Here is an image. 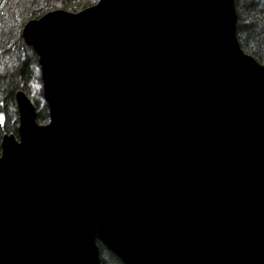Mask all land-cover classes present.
<instances>
[{
	"label": "water",
	"instance_id": "obj_1",
	"mask_svg": "<svg viewBox=\"0 0 264 264\" xmlns=\"http://www.w3.org/2000/svg\"><path fill=\"white\" fill-rule=\"evenodd\" d=\"M235 0H99L24 27L46 125L17 93L0 264H264V65ZM40 47L41 51L38 50Z\"/></svg>",
	"mask_w": 264,
	"mask_h": 264
},
{
	"label": "trees",
	"instance_id": "obj_2",
	"mask_svg": "<svg viewBox=\"0 0 264 264\" xmlns=\"http://www.w3.org/2000/svg\"><path fill=\"white\" fill-rule=\"evenodd\" d=\"M99 0H0V157L5 136L20 138L18 91L35 105L37 121L47 124L50 109L44 96L39 52L23 35L26 23L48 12H79ZM237 37L242 49L264 65V0H235ZM102 264H125L98 241Z\"/></svg>",
	"mask_w": 264,
	"mask_h": 264
},
{
	"label": "bare ground",
	"instance_id": "obj_3",
	"mask_svg": "<svg viewBox=\"0 0 264 264\" xmlns=\"http://www.w3.org/2000/svg\"><path fill=\"white\" fill-rule=\"evenodd\" d=\"M38 50L41 51L40 47H38ZM12 141H13V139H12ZM12 141L10 140V141L4 142V146L11 145ZM20 141H21V139H20ZM20 141L18 142V141L15 140L16 143H18L19 145H22ZM87 222H88V224L90 226V229H91V232H92V235H93L94 239L96 237L100 238L104 242H106L110 247L114 248L111 245V243L108 240V238L106 237V234L104 233V230L102 228V225H101L98 217L93 212H91V210L88 211ZM114 250H116V252L120 253L119 250H117L116 248H114ZM124 260H125L126 264H128V261H126V259H124Z\"/></svg>",
	"mask_w": 264,
	"mask_h": 264
},
{
	"label": "rangeland",
	"instance_id": "obj_4",
	"mask_svg": "<svg viewBox=\"0 0 264 264\" xmlns=\"http://www.w3.org/2000/svg\"><path fill=\"white\" fill-rule=\"evenodd\" d=\"M38 19V18H37ZM24 31V30H23ZM48 124V123H47ZM42 125H46V124H42ZM12 139H14V140H16V141H20V138H16L14 135H7V136H5V138H4V141H3V144H4V142H6V141H10V140H12ZM98 241H101L99 238H95V242L96 243H98ZM102 242V241H101Z\"/></svg>",
	"mask_w": 264,
	"mask_h": 264
}]
</instances>
